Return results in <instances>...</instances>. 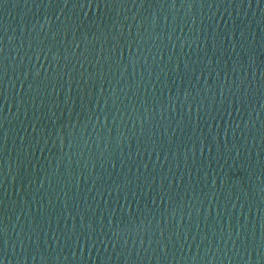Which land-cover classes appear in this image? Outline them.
I'll use <instances>...</instances> for the list:
<instances>
[{
  "label": "water",
  "instance_id": "obj_1",
  "mask_svg": "<svg viewBox=\"0 0 264 264\" xmlns=\"http://www.w3.org/2000/svg\"><path fill=\"white\" fill-rule=\"evenodd\" d=\"M0 261L264 264V0H0Z\"/></svg>",
  "mask_w": 264,
  "mask_h": 264
},
{
  "label": "snow or ice",
  "instance_id": "obj_2",
  "mask_svg": "<svg viewBox=\"0 0 264 264\" xmlns=\"http://www.w3.org/2000/svg\"><path fill=\"white\" fill-rule=\"evenodd\" d=\"M141 5H143V4H141ZM0 264H2V261H0Z\"/></svg>",
  "mask_w": 264,
  "mask_h": 264
}]
</instances>
